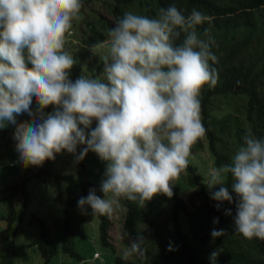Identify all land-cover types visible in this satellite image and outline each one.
<instances>
[{
  "label": "clouds",
  "instance_id": "clouds-1",
  "mask_svg": "<svg viewBox=\"0 0 264 264\" xmlns=\"http://www.w3.org/2000/svg\"><path fill=\"white\" fill-rule=\"evenodd\" d=\"M81 8V0H0V129L14 126L24 166H41L63 150L76 154L78 145L86 147L77 161L96 153L106 162L104 197L93 189L78 204L110 217L121 198L143 207L155 195L172 197V181L205 135L200 94L218 82L217 57L215 41L201 39L196 28L212 18L196 9L185 16L174 5L155 18L126 11L91 48L106 49L104 78L82 75L72 82L75 60L65 37ZM49 105L55 109L45 113ZM25 114L31 123H17ZM242 141L230 164L208 171L205 184L221 185L212 198L231 203L224 179L230 175L238 198L235 231L264 240V139L248 130ZM143 239L133 240L125 256H143ZM217 255H210L213 264Z\"/></svg>",
  "mask_w": 264,
  "mask_h": 264
},
{
  "label": "trees",
  "instance_id": "trees-1",
  "mask_svg": "<svg viewBox=\"0 0 264 264\" xmlns=\"http://www.w3.org/2000/svg\"><path fill=\"white\" fill-rule=\"evenodd\" d=\"M102 4L104 10L101 11L93 4H85L87 15L81 23H85L86 31L79 35L77 50L72 54L75 60L71 68L72 82L78 78L81 62L91 53L92 45L100 44L107 38V30L115 25L124 12L132 11L155 18L161 8L173 5L185 16L196 9L212 18L211 22L206 21L197 26L196 31L201 39L211 37L215 41L211 50L217 57L213 67L217 69L218 82L214 87L205 85L201 90V119L206 132L191 151L198 152L207 145L212 164L220 167L231 163L248 130L257 138L264 139V0H103ZM183 36L182 33L175 43H181ZM87 70H93L89 64ZM101 70H104L102 59L95 66L98 75ZM96 77L104 78L94 75ZM36 107L38 105L34 102V110ZM54 109L55 106L49 105L44 111L49 113ZM17 123L26 121L17 117ZM0 133L14 136V126L8 124L0 129ZM52 160H46L40 166L39 173H49L48 166ZM9 161V166L18 164L10 165ZM186 170L194 173L195 180L186 197L182 196L179 185L173 180V196L170 198L158 194L143 207L121 198L120 206L125 211L122 232L131 242L138 237L144 238L141 245L144 255L132 254L138 257L137 260L133 256L115 253L114 264H213L210 258L213 251L218 253L214 264H264V240L247 239L235 231L238 198L230 187V175H225L224 179L227 183L225 186L229 187L233 196L231 203L212 198V193L221 185L210 189L196 171L195 165L189 162ZM89 174L90 169L81 160L77 162L75 175L64 171L55 173L57 180L62 179L66 183V209L77 205L80 198L88 196ZM29 176L25 174L21 180L2 188L4 193L1 200L6 203L5 216L9 222L18 214L14 203L16 195L19 193L24 202L29 201L26 187ZM61 196L60 191L58 197L61 199ZM181 211L186 217L187 231L180 221ZM36 219L40 222V231L33 243L39 247L43 264H49L57 254L58 247L48 225L37 215ZM110 226V217L98 214L99 238L114 251L109 236ZM213 229H223L224 234L213 238ZM0 234L7 237L8 229H2ZM74 244L73 231L66 225L61 248L81 259L83 256ZM0 264H16L13 253H3Z\"/></svg>",
  "mask_w": 264,
  "mask_h": 264
},
{
  "label": "rangeland",
  "instance_id": "rangeland-1",
  "mask_svg": "<svg viewBox=\"0 0 264 264\" xmlns=\"http://www.w3.org/2000/svg\"><path fill=\"white\" fill-rule=\"evenodd\" d=\"M85 2L81 0L82 8L79 13V18L73 21L72 31H69L65 37V50L71 55L76 52L78 40L86 31L85 23H81L87 15L85 4L86 6L93 4L99 11L104 10L103 0H85ZM105 54L106 49L103 48L98 49L97 53L91 50L87 58L81 62L78 78L82 75L89 77H94V75L99 77L104 76V70L99 72L100 76L95 71V66ZM87 64L93 70H87ZM70 78L71 69L69 70ZM18 119L26 121V123H31V119L26 114L18 116ZM95 126L96 122L93 121L90 128L84 129L86 135ZM80 127L84 128L83 125H80ZM84 147L86 145H78L76 154L69 153L66 150L55 154V159L48 166L50 172L39 173L40 166H24L20 159L17 165H8V161L11 158H19V153L16 150L14 136L10 133H6L3 136L0 133V231L5 228L8 229L7 237L0 234V257L5 252H12L16 264H43L44 259L40 254L39 247L36 243H33L34 237L40 231V222L36 219V215L48 225L49 232L58 247L57 254L51 258L49 264H114L115 253L125 256V253L130 248L131 241L122 232V221L125 211L120 206L121 199L118 205L113 206L114 211L110 216L111 226L109 228V236L114 245V251L110 246L101 242L98 233V214L93 215L90 206L85 205L83 209L79 204L72 205L68 209L64 207L67 194L65 188L66 183L62 179L57 180L55 173L64 171L75 175L77 173L78 162L76 156ZM191 153L189 162L196 166V171L202 175V180L207 183L208 171L216 167L212 164V155L207 145L202 150L198 152L191 151ZM81 161H84L90 169L88 176L90 182L89 190L94 189L96 195L103 198L104 193L101 191V181L104 179L106 162L101 161L97 154L91 150ZM25 174L30 175L26 181L29 201L24 202L22 195L19 193L16 195L14 203L18 214L9 222L5 216L6 203L1 200L4 193L2 188L14 181L21 180ZM174 182L179 185L182 196L186 197L188 191L195 184L194 173L185 170ZM60 191L62 193L61 199L58 197ZM180 221L183 228L187 231V222L183 211L180 213ZM66 225L73 231L74 246L83 256L81 259H77L73 255L64 252L61 248L62 235L65 232ZM95 251L97 254L94 253ZM132 256L131 254L126 257ZM133 258L138 260L136 256H133Z\"/></svg>",
  "mask_w": 264,
  "mask_h": 264
},
{
  "label": "built area",
  "instance_id": "built-area-1",
  "mask_svg": "<svg viewBox=\"0 0 264 264\" xmlns=\"http://www.w3.org/2000/svg\"><path fill=\"white\" fill-rule=\"evenodd\" d=\"M19 162V158L18 157H14L13 159H11L9 161V164L10 165H13V164H17Z\"/></svg>",
  "mask_w": 264,
  "mask_h": 264
}]
</instances>
